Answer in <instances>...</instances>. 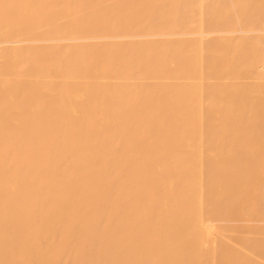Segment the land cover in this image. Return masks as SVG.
I'll use <instances>...</instances> for the list:
<instances>
[{"label":"bare ground","instance_id":"bare-ground-1","mask_svg":"<svg viewBox=\"0 0 264 264\" xmlns=\"http://www.w3.org/2000/svg\"><path fill=\"white\" fill-rule=\"evenodd\" d=\"M0 264H264V0H0Z\"/></svg>","mask_w":264,"mask_h":264}]
</instances>
